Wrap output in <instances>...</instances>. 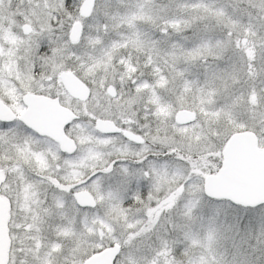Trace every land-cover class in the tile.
Returning <instances> with one entry per match:
<instances>
[{
    "label": "snow or ice",
    "instance_id": "obj_1",
    "mask_svg": "<svg viewBox=\"0 0 264 264\" xmlns=\"http://www.w3.org/2000/svg\"><path fill=\"white\" fill-rule=\"evenodd\" d=\"M0 264H264V0H0Z\"/></svg>",
    "mask_w": 264,
    "mask_h": 264
}]
</instances>
